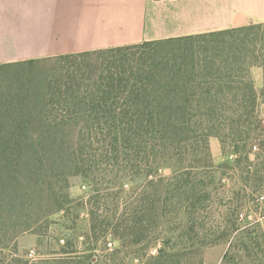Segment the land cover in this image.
<instances>
[{"label": "trees", "instance_id": "16d2710c", "mask_svg": "<svg viewBox=\"0 0 264 264\" xmlns=\"http://www.w3.org/2000/svg\"><path fill=\"white\" fill-rule=\"evenodd\" d=\"M253 67L263 74L260 94ZM261 100L264 22L1 64L0 264H30L17 240L36 235L65 205L90 206L88 251L110 232L118 244L106 255L111 264L158 240V256L144 264H184L180 257L193 246L227 243L223 263L229 253L260 250L257 225H244L237 211L264 188ZM212 138L236 159L216 166ZM233 164L243 194L232 193L223 224L202 238L194 231L207 232L203 219L220 194L213 182L219 176L222 185V169ZM72 176L90 188L85 201L67 194ZM135 178L143 179L139 192L126 189ZM109 205L117 213L109 215ZM165 224L174 225L166 229L171 238L162 235ZM73 246L66 244L67 258Z\"/></svg>", "mask_w": 264, "mask_h": 264}, {"label": "crops", "instance_id": "0c3cea01", "mask_svg": "<svg viewBox=\"0 0 264 264\" xmlns=\"http://www.w3.org/2000/svg\"><path fill=\"white\" fill-rule=\"evenodd\" d=\"M261 22L264 0H0V65Z\"/></svg>", "mask_w": 264, "mask_h": 264}, {"label": "rangeland", "instance_id": "374dc122", "mask_svg": "<svg viewBox=\"0 0 264 264\" xmlns=\"http://www.w3.org/2000/svg\"><path fill=\"white\" fill-rule=\"evenodd\" d=\"M47 59L50 58H41L36 60L40 62ZM36 65V68L41 67V63ZM252 77L255 82V76ZM262 88V80L261 82H255V89L258 94L261 93ZM257 110L264 128V103L262 100L259 102ZM254 145H256V148L252 150V154H250L249 159L255 164L258 162L257 155L260 153V146L258 142H255ZM209 146L214 164L216 166L226 161H234V159H236L234 155L233 160L229 159V152L232 151L231 149H227L223 154L219 141L216 139H210ZM241 166H243V162L241 163ZM239 169L240 168H238L236 164L229 166L227 169H222V171H225L226 173L225 177L221 180L223 186L218 184L220 177L217 176L215 178L213 187H215L216 194L218 192H220V194L214 200L211 213H209V215L205 216L206 218L203 219V225L207 232L205 231L206 233H202V231L199 230L194 231L196 234L203 235L202 238L208 237V234H212L214 231H217L219 225L223 224L227 200L233 196L232 193L236 194L237 192L242 196L243 192L240 188L241 183L239 180ZM218 171L220 172L221 169ZM160 174H162L163 177H167L169 176V171H163L162 173L160 172ZM68 182L69 188L67 190V194L72 200H77V202L85 201L89 197L90 188L81 177H69ZM140 186H143V179L135 178L132 180V183L126 187V189L133 187L135 188L134 190L139 192ZM138 192L131 194V200L134 199V195ZM260 196H262V198H260ZM254 197H257L256 201L249 205L246 204L243 209L240 208L237 212L238 214L241 213V217L239 219L245 222L243 223L244 225L247 222L250 223L249 225H257L255 232L258 234V236L260 235L259 244L262 247L260 250L249 251L248 253L242 252L238 253L236 256L235 254L229 253L223 263L224 255L228 249L227 243H220L217 245L204 247L202 249H196L197 247L193 246L180 257L181 263L196 264L200 259L202 264H264V188L259 190L258 194H255ZM73 206L74 205H65L62 211L54 214L50 219H48V224L44 225L42 230L37 232L36 235H23L30 237V240L25 241L23 244L24 248L21 249L18 247V255L24 254V260L26 259L25 261H28L30 264H62L63 262H71V264H111V262H109L110 260L106 259V255H111L113 253V251L118 246L117 242L113 240L111 233L108 232L104 239L100 238L96 244L94 243L96 247L95 250H92V252L88 251V247L93 245L88 241V236H90V206H83V208L79 209ZM107 208L109 215H111L113 212L117 213L114 205H109ZM101 212H104V209H102ZM40 225L41 224L37 226L36 230H39L38 228H40ZM244 225H242V228L245 227ZM173 226L170 227L169 224H165L162 228V235H167V238H171V233L168 232L166 234V229L173 228ZM162 235H158V237L161 238ZM216 235L217 234H215V236ZM108 242L113 243L111 249L109 250L107 246ZM67 243L74 244L72 249L75 251V253L71 255V258H67L68 256L62 253L63 251H66L65 247ZM170 243L173 242L170 241ZM168 245V247H170V251L172 252L182 251L180 247H173L171 249L172 244ZM162 246L161 240H158L156 244H153L150 249L145 251L141 250L136 254H130L127 256L124 254H119L118 262L119 264H144L150 257H157L159 254L158 251L162 249ZM106 248L107 250H105ZM30 249L34 250L33 258L25 256L26 253L28 255V251ZM67 259L71 260L68 261ZM4 264H7V262H4Z\"/></svg>", "mask_w": 264, "mask_h": 264}, {"label": "built area", "instance_id": "2783aa9c", "mask_svg": "<svg viewBox=\"0 0 264 264\" xmlns=\"http://www.w3.org/2000/svg\"><path fill=\"white\" fill-rule=\"evenodd\" d=\"M230 158H233V157L230 156ZM112 245H113L112 242H108V243H107L108 250L111 249ZM27 256L30 257V258H33V257H34V250H33V249H30V250L28 251V255H27Z\"/></svg>", "mask_w": 264, "mask_h": 264}]
</instances>
